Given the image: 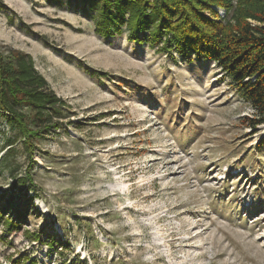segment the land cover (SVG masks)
Instances as JSON below:
<instances>
[{"label":"rangeland","instance_id":"rangeland-1","mask_svg":"<svg viewBox=\"0 0 264 264\" xmlns=\"http://www.w3.org/2000/svg\"><path fill=\"white\" fill-rule=\"evenodd\" d=\"M95 18L88 0H0V51L61 100L30 140L0 111V208L22 213L0 219V264H264V122L215 62Z\"/></svg>","mask_w":264,"mask_h":264},{"label":"trees","instance_id":"trees-1","mask_svg":"<svg viewBox=\"0 0 264 264\" xmlns=\"http://www.w3.org/2000/svg\"><path fill=\"white\" fill-rule=\"evenodd\" d=\"M88 3L95 10V29L102 36L120 34L122 25H126L129 39L162 42L163 49L215 62L253 107L255 118L251 126L264 122V0H88ZM20 103L34 110L35 118L41 121L36 130H29L25 113L15 108ZM56 103L61 100L36 72L29 54L12 51L5 59L0 51V111L25 139L40 136V132L35 135L38 128L43 131L53 127ZM4 212L0 208L6 230L19 229L22 213L10 218V214L3 216ZM13 261L38 264L35 258L21 254Z\"/></svg>","mask_w":264,"mask_h":264}]
</instances>
